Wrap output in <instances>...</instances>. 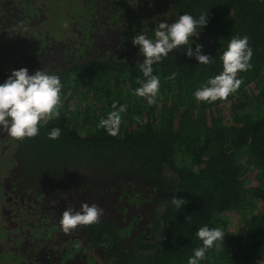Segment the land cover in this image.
<instances>
[{
  "label": "trees",
  "instance_id": "1",
  "mask_svg": "<svg viewBox=\"0 0 264 264\" xmlns=\"http://www.w3.org/2000/svg\"><path fill=\"white\" fill-rule=\"evenodd\" d=\"M6 4L1 0L0 8ZM79 4L63 7L79 33L56 40L61 50L51 40L49 52L41 53L44 40L27 53L22 48L35 41L28 35L32 28H15L13 35L0 29V84L21 68L58 75L62 83L60 117L38 136L16 141L0 130V145L16 147V192L85 196L89 206L103 209L94 225L104 228L98 229L101 237H109L112 255L122 256L123 264H188L203 246L196 233L204 226L222 229L225 240L199 264H264V0ZM186 13L196 19L208 13L207 25L190 43L193 51L202 45L213 63L199 64L187 48L173 50L153 65L160 91L149 105L135 94L137 79H145L139 67L144 58L132 39H154L161 22ZM245 35L254 55L252 68L238 75L240 88L224 101H197L195 92L222 72L230 40ZM8 37L18 41L16 54ZM52 52L70 61L53 60ZM114 103L127 111L118 135L110 136L98 125L117 110ZM53 128L61 129L59 139L48 138ZM173 196L185 205L177 209Z\"/></svg>",
  "mask_w": 264,
  "mask_h": 264
},
{
  "label": "clouds",
  "instance_id": "2",
  "mask_svg": "<svg viewBox=\"0 0 264 264\" xmlns=\"http://www.w3.org/2000/svg\"><path fill=\"white\" fill-rule=\"evenodd\" d=\"M208 13H203L198 19L190 14L180 15L179 18L169 24L161 22L154 32V39L144 34L135 35L132 39L134 46H139L143 62L139 63L140 71L145 79H137L141 85L135 89L138 97L145 98L149 105H155L160 91V79L153 75V65L167 58L173 50L187 48V55L195 57L199 64L213 63L212 57L202 54V45L197 44L193 51L190 41L198 37L200 31L207 25ZM65 28L68 25L65 23ZM247 35L234 36L222 53L221 60L223 70L214 78L195 92V98L200 102L214 103L227 100L234 94L243 83L238 78L239 73L247 72L252 68L250 63L254 55L249 45ZM175 73L169 79H175ZM62 83L60 77L49 74L44 70H37L30 75L27 68L14 70L5 83L0 84V130L16 141H23L26 138H35L39 135L40 128L46 126L49 121L60 117ZM113 109L117 105L113 104ZM127 111V106H120L117 110L108 113L107 118L99 121V127L106 130L110 136L119 133L122 113ZM61 129L53 128L48 133V138L59 139ZM171 202L177 209L185 205V200L175 196ZM103 209L93 204H83L81 210L73 211L67 208L61 216L60 226L65 234H71L78 227H88L100 223ZM202 241L203 246L195 249L194 256L189 258L188 264H199L205 259L208 249L216 246L218 241L224 242L225 234L220 228L201 227L196 233Z\"/></svg>",
  "mask_w": 264,
  "mask_h": 264
},
{
  "label": "flooded vegetation",
  "instance_id": "3",
  "mask_svg": "<svg viewBox=\"0 0 264 264\" xmlns=\"http://www.w3.org/2000/svg\"><path fill=\"white\" fill-rule=\"evenodd\" d=\"M24 1L16 3V0H7L6 6L0 8V29L9 28L13 35L15 28L19 32L31 31L33 25H40L36 20L21 21L28 11ZM28 35L35 41L29 48H21L27 53L37 51L40 47L37 46L38 39ZM50 39L54 40V37L50 36ZM11 40V47L15 49L12 52L16 54L18 41L15 38ZM52 42L50 40L48 45H41L39 51L48 53L47 48ZM54 55L56 53L52 52L53 60H56ZM32 58L35 60V57ZM42 62L48 64L47 61ZM12 146L0 145V157L12 162L0 179V264H123L122 256L112 255L109 237H101L98 229L102 227L81 226L70 235L62 231V213L67 208L79 211L80 206L85 204V196H61V192L52 196H32L26 192H16ZM96 229L98 234L95 233ZM120 253H123L122 249Z\"/></svg>",
  "mask_w": 264,
  "mask_h": 264
},
{
  "label": "rangeland",
  "instance_id": "4",
  "mask_svg": "<svg viewBox=\"0 0 264 264\" xmlns=\"http://www.w3.org/2000/svg\"><path fill=\"white\" fill-rule=\"evenodd\" d=\"M20 0H16V3H19ZM26 9L27 16L22 19V22H27V20H36L40 22V25H33V32L30 31L35 35V37L38 39L39 42L44 41L46 42V45L49 44L50 36L54 37V40H65L67 36H73L74 34H78L79 32L76 31L77 25L70 23L68 20L64 17H67V13L64 11L63 7H67L73 4L72 7L74 9L78 8L76 6L80 5V0H26ZM15 3V2H14ZM72 3V4H69ZM18 5V4H17ZM13 6V4L11 5ZM71 7V6H70ZM76 7V8H75ZM20 10V6H19ZM77 11V10H76ZM75 11L73 10V13ZM20 16L19 18H21ZM68 19V18H67ZM66 21V22H65ZM65 23L68 25L67 28L64 27ZM0 36H3L0 35ZM57 42V41H56ZM66 42V41H65ZM58 43V42H57ZM62 49V46L59 45L55 46V48ZM60 57L61 61L68 62L70 59H68V56L65 55L63 58L60 53H56ZM47 58V57H46ZM49 60H52L51 57L47 58ZM225 112L229 113V105L225 104ZM15 145L12 146V151L15 150ZM12 162L6 158V157H0V179L2 178L4 171L7 169V167L10 166ZM0 182H2L0 180ZM127 210H125L126 212ZM234 215V214H232ZM129 221H127L128 223ZM240 222V221H239ZM234 227H240L239 223L235 222L233 223Z\"/></svg>",
  "mask_w": 264,
  "mask_h": 264
}]
</instances>
